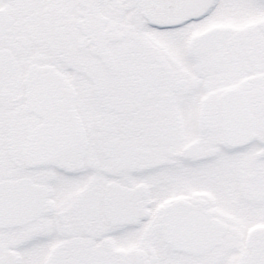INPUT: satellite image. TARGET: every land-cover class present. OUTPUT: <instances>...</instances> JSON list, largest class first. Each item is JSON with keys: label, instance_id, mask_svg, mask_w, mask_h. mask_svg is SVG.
Returning a JSON list of instances; mask_svg holds the SVG:
<instances>
[{"label": "snow or ice", "instance_id": "6c2138e0", "mask_svg": "<svg viewBox=\"0 0 264 264\" xmlns=\"http://www.w3.org/2000/svg\"><path fill=\"white\" fill-rule=\"evenodd\" d=\"M0 264H264V0H0Z\"/></svg>", "mask_w": 264, "mask_h": 264}]
</instances>
